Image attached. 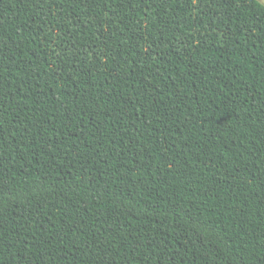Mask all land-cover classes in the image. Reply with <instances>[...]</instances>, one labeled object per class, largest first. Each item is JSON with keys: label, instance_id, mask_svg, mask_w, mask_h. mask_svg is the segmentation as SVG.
Returning a JSON list of instances; mask_svg holds the SVG:
<instances>
[{"label": "trees", "instance_id": "1", "mask_svg": "<svg viewBox=\"0 0 264 264\" xmlns=\"http://www.w3.org/2000/svg\"><path fill=\"white\" fill-rule=\"evenodd\" d=\"M0 264H264V6L0 0Z\"/></svg>", "mask_w": 264, "mask_h": 264}, {"label": "rangeland", "instance_id": "2", "mask_svg": "<svg viewBox=\"0 0 264 264\" xmlns=\"http://www.w3.org/2000/svg\"><path fill=\"white\" fill-rule=\"evenodd\" d=\"M256 1H258L260 4L264 6V0H256Z\"/></svg>", "mask_w": 264, "mask_h": 264}]
</instances>
